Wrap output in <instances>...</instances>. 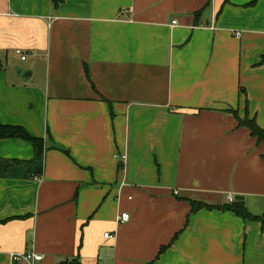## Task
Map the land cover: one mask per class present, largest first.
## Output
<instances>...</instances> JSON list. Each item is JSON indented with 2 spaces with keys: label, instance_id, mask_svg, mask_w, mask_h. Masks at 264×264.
Returning a JSON list of instances; mask_svg holds the SVG:
<instances>
[{
  "label": "crops",
  "instance_id": "0c3cea01",
  "mask_svg": "<svg viewBox=\"0 0 264 264\" xmlns=\"http://www.w3.org/2000/svg\"><path fill=\"white\" fill-rule=\"evenodd\" d=\"M263 57L264 0H0V264H264Z\"/></svg>",
  "mask_w": 264,
  "mask_h": 264
},
{
  "label": "trees",
  "instance_id": "16d2710c",
  "mask_svg": "<svg viewBox=\"0 0 264 264\" xmlns=\"http://www.w3.org/2000/svg\"><path fill=\"white\" fill-rule=\"evenodd\" d=\"M263 60L264 57L262 58V61ZM231 113L237 119L238 125L247 128L250 135L254 137L258 143L264 142V127H259L254 117L249 118L247 109L244 117L242 118L238 115L237 111H232ZM9 138L27 141L32 145L34 149L35 157L38 158L41 156L42 144H43L41 138L31 136L22 126L0 124V139H9ZM261 158L264 160V154L261 155ZM189 203L191 205L192 211H196L202 208H208V209L212 208L211 206L201 202L190 201ZM219 208L223 210H229L244 220L256 221L261 223L262 226H264V214L261 215L251 214L246 209L242 199H234L233 202L225 203ZM60 264H80V263L74 260L71 261L65 260Z\"/></svg>",
  "mask_w": 264,
  "mask_h": 264
},
{
  "label": "built area",
  "instance_id": "2783aa9c",
  "mask_svg": "<svg viewBox=\"0 0 264 264\" xmlns=\"http://www.w3.org/2000/svg\"><path fill=\"white\" fill-rule=\"evenodd\" d=\"M177 24V21L176 20H173L171 22V25H176ZM236 36L238 37L239 36V33L237 32L236 33ZM14 54L16 56H18L20 58V60H25V52L20 49V48H17L14 50ZM120 157V160L122 162H125L126 159H127V156L126 154H122L119 156ZM175 194H177V191L174 192ZM131 199V197H128ZM226 201L231 203L234 201V198L232 195H228L226 197ZM130 219V215L128 214V212H122L120 213V215L118 216L117 218V222L118 223H125L127 222L128 220ZM103 238L105 239H112L114 238V234L110 233V232H105L103 234ZM10 258L12 261L14 262H20V263H26V264H39L41 261L44 260V255L43 254H40V253H36L34 251H29V252H12L10 253Z\"/></svg>",
  "mask_w": 264,
  "mask_h": 264
},
{
  "label": "water",
  "instance_id": "95a60500",
  "mask_svg": "<svg viewBox=\"0 0 264 264\" xmlns=\"http://www.w3.org/2000/svg\"><path fill=\"white\" fill-rule=\"evenodd\" d=\"M52 2H53L54 7L57 8L59 3H62L63 0H52ZM235 199H242V197L237 196Z\"/></svg>",
  "mask_w": 264,
  "mask_h": 264
},
{
  "label": "rangeland",
  "instance_id": "374dc122",
  "mask_svg": "<svg viewBox=\"0 0 264 264\" xmlns=\"http://www.w3.org/2000/svg\"><path fill=\"white\" fill-rule=\"evenodd\" d=\"M60 263H61V262H59V263L57 262L56 264H60Z\"/></svg>",
  "mask_w": 264,
  "mask_h": 264
}]
</instances>
